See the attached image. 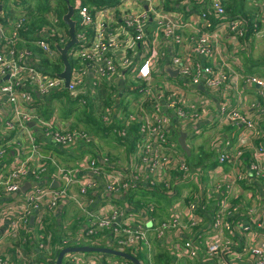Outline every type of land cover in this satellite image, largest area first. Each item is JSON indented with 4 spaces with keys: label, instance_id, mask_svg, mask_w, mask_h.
<instances>
[{
    "label": "built area",
    "instance_id": "2783aa9c",
    "mask_svg": "<svg viewBox=\"0 0 264 264\" xmlns=\"http://www.w3.org/2000/svg\"><path fill=\"white\" fill-rule=\"evenodd\" d=\"M11 1L9 6L18 10L17 13L6 12L0 0V18L4 19V22L0 20V110L7 112L3 117L0 113V161L10 154L13 158L0 177V197L18 193L25 181L30 187L14 201L0 204V215L9 212L13 216L10 237L19 236L22 229H30V233L37 231L38 235L49 219H56L54 213L62 204L69 202L77 210L80 231L72 233L70 238L63 237L61 248L89 245L83 242L94 238L104 241V247L134 256L136 251L146 250L149 264L152 237L165 239L172 232L185 230L188 236L180 245L182 251L187 257L197 259L199 236L204 232L199 230L204 210L199 196L190 199L192 193L181 191L182 209L173 206L167 217L151 219L148 226L135 213L138 210L115 204L112 197H120L142 184L156 187L170 197L179 183L190 185L192 165L179 146L178 137L181 131L187 133L190 126L210 113H214L220 124L242 128L238 144L228 140L220 145L218 164H231L234 168L229 176L208 184L210 193L230 191L239 182L252 187V193V182L264 189L263 145L251 147L247 173L239 167L250 141L264 138V131L247 115L243 99L236 106L234 98L241 85L255 86L257 94L264 98V78L241 73L227 60L216 62L222 58V48H236L241 43L247 30L246 21L242 17H229L222 0H116L114 6L96 9L93 15L92 6L75 0L73 8L83 28L75 33L78 42L67 52L75 64L70 67V79L65 86L57 73L42 71L31 48L19 45L20 32L28 29L30 17L27 5L20 0ZM166 1L176 6L166 9ZM249 2L258 5L256 15L264 19V0ZM55 12L44 13L45 24L34 29L29 34L31 41L24 43L50 60L60 55L56 46L64 47L70 39ZM183 28L192 33L185 35ZM166 67L177 74L171 76ZM126 71L129 76L120 87L127 92L126 100L121 103L115 100L113 104L124 107V116L120 117L123 124L117 130L123 138L129 136L134 126L135 141L130 161L119 167L107 156L98 158L88 150L87 146L95 142L91 131L43 116L35 97L49 98L55 91L65 89L72 97L83 96L78 101L80 105L89 100L100 103L97 87L116 84L115 79ZM89 80L94 81L92 85L88 84ZM258 106V101L249 104L253 109ZM111 113L108 109L104 114L105 125L111 123ZM30 122L36 128L33 134L28 126ZM44 140L71 151L72 155L83 154L73 165L62 166L41 152ZM48 161L54 167L51 172ZM53 181L58 183L57 187L51 186ZM102 198H105L103 202ZM186 198L189 201L184 205ZM144 205L153 214L156 204L148 201ZM257 212L256 221L242 224ZM28 224L31 228H26ZM61 229L64 232L68 229L66 221ZM209 234L206 251L210 255H230L234 259L251 255L256 264H264V203L257 211L255 206L223 199L214 209ZM19 240L24 243L26 239L19 236ZM79 242L82 244H76ZM38 248H43V243H38ZM26 254L20 245H15L12 252L3 253L0 249V264H15L25 260ZM102 255L71 253L63 258L62 264H132L124 258ZM32 256L29 253V259Z\"/></svg>",
    "mask_w": 264,
    "mask_h": 264
},
{
    "label": "crops",
    "instance_id": "0c3cea01",
    "mask_svg": "<svg viewBox=\"0 0 264 264\" xmlns=\"http://www.w3.org/2000/svg\"><path fill=\"white\" fill-rule=\"evenodd\" d=\"M5 7L7 8L6 12H11V13H17L18 10L12 9L11 6H9V4H12L11 0H3ZM25 4L27 5V7L30 5V3H33L34 0H25ZM50 4L52 7L55 6V1L54 0H50ZM172 5V4H171ZM26 7V10H27ZM54 11V10H53ZM251 11L255 12L254 14L256 15V10H254L251 7ZM49 12V11H48ZM55 12V11H54ZM47 13V12H46ZM56 13V12H55ZM183 14H185L182 11ZM257 19L260 21V25H262V23L264 24V19L260 20L258 15H256ZM182 19L185 18V15L183 17H181ZM63 20V19H62ZM45 23H41L38 24L40 28V26H43ZM63 27V26H62ZM261 28V27H260ZM35 29V28H34ZM183 33L185 35H190L192 33V31H190L188 28H183ZM257 34V32H256ZM255 33L253 35H251V37L249 38V40L244 43L242 41V39L240 40V44L238 45V47L236 48H227V46H225L224 48H222V52H221V56L222 58L217 59V63H221V62H229L230 65L232 67H237V70L240 71L241 73H246L243 68L246 66V63L248 61V66H250V60H258V61H262L263 59H261V55L264 54V51L262 52L261 55H259V58H252L250 57V53H251V48H252V39L254 38V36L256 35ZM227 60V61H226ZM264 65V64H263ZM64 68V66H63ZM168 68V67H166ZM165 68V69H166ZM63 70V69H62ZM61 70V71H62ZM262 70L264 71V67L262 68ZM61 71H59L58 73H60ZM57 73V74H58ZM256 74V73H254ZM259 77H262V75L256 74ZM95 75H91L90 78H94ZM129 76V72L126 71L125 73H120V76H118L117 79H115L116 84H112L111 86H107L105 84L103 85H99L97 87V91L99 93V95L101 96V100L100 103H96L100 105V109L103 113H106L108 109L112 110V113L110 115H112L111 118V123H109L108 125L112 126L109 127L111 130H115V133H120V130H117L120 128L121 125V119L120 117L124 116V107H121L122 105H118V104H112V105H103V101L105 98V94L102 92V89L108 90L107 92L110 93L111 97H114L115 100H118L119 103L123 102L124 99L126 100V93L123 90H120V87L122 85V82L124 83V81L126 80V77ZM158 76H161L158 74ZM158 81V78L156 79L155 82ZM92 82H94L93 80H89L88 84L92 85ZM92 91V90H90ZM100 91V92H99ZM235 99H237V103L236 106L239 104L240 100L243 99L244 103L247 104V115L250 116L252 118V120L255 122V125L262 129L264 131V98L260 97L257 92H256V87L255 86H251V87H244V86H238L237 89V94L236 96H234ZM129 99V98H128ZM64 100L59 99L58 97L52 98L51 101H47V104H41V108L43 110H48L47 111V118L50 119H55L57 122H63L65 120H67L63 114L60 115L58 113V111L56 110V105H63ZM253 101H258L259 106L257 107V109H253L251 107H249V104ZM117 102V101H115ZM235 103V102H234ZM235 106V107H236ZM115 107V108H114ZM0 113L2 114L1 117H3L5 114H7L6 110H0ZM77 115V113H76ZM75 115V117H76ZM0 117V119H1ZM77 121V120H76ZM1 124V123H0ZM28 126L30 127V130L33 133H35V127L34 124L31 126L28 124ZM113 127H115L113 129ZM214 129L215 130V134L214 137H212V139L208 142L206 148H202L199 150L198 154H195V149L194 147H192L193 149L190 148V156L191 154L192 156L196 155V160H191L190 164L192 165V175L190 176V178L188 179L189 182H191L190 185L188 186H184V181L182 183H179V185L177 186V190L175 191V194L173 196H170L169 198L171 199V202L169 204L165 203L162 201L161 199V205L158 204L159 201H154L156 203L153 214L150 215L149 211H135V213L138 215V217L140 218V220L142 222H146V225H149V220L154 219V220H160L162 218H165L169 215L171 208L174 206H178L181 202V191L182 192H186L188 195L190 193H192V198L199 196L202 200L204 199L203 203H204V210L201 213L202 215V223L200 224V231H204L203 233H201V236H199L200 238V242H198V258L197 259H192L187 257L181 248V243L183 242L184 238H186L188 236V232L187 231H175L170 233L166 238L165 241L168 244L167 249L172 253V256L174 258L173 264H256L255 259L253 258V256L251 255H245L239 259H234V257L230 256V255H224L222 256L221 254H217L216 256L214 255H210L207 251H206V243L207 240L209 239V230H210V225H211V219H212V215L214 212V209L217 205V203H220V201L224 200H231L232 202H242L244 203V205L246 207H250V206H255L256 210L259 211L262 203H264V189H262L261 184L259 183H255L252 182L253 184V193H252V187H250L249 185H247V183L245 182H239L236 185H234L230 191H219L216 193H210L209 189H208V184L212 181H216V180H220L222 179L225 175L229 176V174L232 172L234 166L231 164H222L219 165L218 161H217V155H218V151L220 148V145H222L225 141H230L232 144H238V137L241 133L242 128L240 126H231V125H225V124H220L218 123V121L216 120V118L214 117V113H210L207 116H204L202 119H200L199 121H197L195 124H193L192 126H190L187 129V133H186V139L189 136L190 140H191V144L192 142H196L197 138L199 136H206V131L207 130H211ZM94 134L95 137V142L93 143V145L87 146L88 150H91L94 154V156L96 157H101V156H107L112 162L116 163L117 166L121 167V165L126 164L130 161L131 158V154L128 153L127 148V141L124 139V137L117 139V143H116V147H118L120 149V151L124 154V156H122L121 158L123 159H117V157L115 156V154H113V151H110V149H103L101 147H99L98 145V141L100 139V136L98 134H95L94 132H92ZM107 135V134H106ZM110 135L108 134L105 137H101L104 139L109 138ZM196 139V140H195ZM42 149L41 152L48 156L50 159H53L54 161H56V163L60 164V162L62 160H69L70 162H75L76 163V159L78 157H80L83 153L79 154L78 157L72 158L74 156H72V154L70 155V157H65L62 153L65 152L66 149H63L61 151V149L58 147V149H60L61 152L52 150L51 148H48L47 144H50L48 141H42ZM258 145H263L264 146V138H259V139H252L250 141V146L247 147L246 151L244 152V154L241 157L240 163H239V167L240 170L242 172H248V163L250 162V149L252 146H258ZM90 147V148H89ZM110 147H114V146H110ZM190 147V146H189ZM132 151V150H131ZM203 151H209L212 152V157L210 159H212V164L211 165H205L203 163H198V159L199 157H203L202 152ZM67 152V151H66ZM68 153H71L68 152ZM11 155H9L8 158H5L4 160L0 161V177L2 176V173H4L6 167H8L11 164V161H13V158H11ZM201 155V156H200ZM22 158V156L20 157ZM65 158V159H64ZM61 159V161H60ZM263 159V165H264V157H262ZM118 161H122L121 163H119ZM195 163V164H194ZM196 168L198 169V171H196ZM186 181V182H188ZM245 181L248 182V178L245 179ZM185 182V183H186ZM26 183V181L24 182V184ZM23 192H21V190L18 192V194L15 196L14 194H10V195H5V196H1L0 197V204H8L12 201L15 200V198L18 197V195H21ZM208 194L210 196H208ZM189 198H186L184 202H182L184 205L189 201ZM97 201L99 202V199H97ZM164 204V209H166V213L165 214H161L160 210L162 209V205ZM172 205V206H171ZM179 208L182 209V205H179ZM157 209H158V213L157 214ZM70 214V215H69ZM77 210L75 208V206L69 202H65L64 204H62V207L60 209H58L55 213H54V217L59 218L60 220L62 219H69V221L73 222V226H74V222L75 219H77ZM12 214L7 212L6 214L4 213L3 215H0V249L1 252H12L14 249V246H21L23 249L25 248V241L28 240V238L31 240V244L33 243L34 245V249H37L35 252L36 253H32L30 249H27V254L25 256V260H19L18 262H16L15 264H26L25 261H31V264H40L42 262L48 263V264H53L58 249H61V244H62V240L63 237L65 238L66 236H68V238L71 237L72 233H77V231L79 230L80 227H75V229L72 228L71 229H67L65 232L63 230H61L62 232H64V234L61 236L60 241L58 240L57 242L54 241L55 243H53V245L50 247L49 252H43L41 249L38 248V245L35 244L36 242V237L38 236L36 234L37 231H35V233H33L31 231L30 233V229H22L19 233V236H23L25 237V241L24 243H21L19 240V236L16 237H10V229H11V223H12ZM259 217V213L257 212L255 214L254 218H246L242 221V224H248L251 221H256V219ZM82 219V218H81ZM83 220V219H82ZM78 221V219H77ZM32 222V221H30ZM34 224V223H31ZM85 224V222H84ZM82 224V225H84ZM66 228V227H65ZM37 229V228H36ZM82 229V228H81ZM24 230V231H23ZM23 231V232H22ZM27 231L28 234L25 232ZM80 231V230H79ZM78 231V232H79ZM34 234V235H33ZM31 235H33V238L31 237ZM28 236V238H27ZM153 237L151 238L152 241ZM84 245V244H82ZM152 248L153 251L151 252V261L149 264H154V255L155 252L157 251L156 247L154 244H152ZM33 249V248H32ZM33 249V250H34ZM235 249H237V247H235ZM29 253L33 254V256L29 259Z\"/></svg>",
    "mask_w": 264,
    "mask_h": 264
},
{
    "label": "trees",
    "instance_id": "16d2710c",
    "mask_svg": "<svg viewBox=\"0 0 264 264\" xmlns=\"http://www.w3.org/2000/svg\"><path fill=\"white\" fill-rule=\"evenodd\" d=\"M20 1L24 4L26 3L25 0H20ZM54 1H55L54 7L51 6L50 0H34L33 3H30V5L27 7V13L30 17L29 22H28V29L26 31L20 32V38L21 39L19 41L20 46H27L34 51V59L38 60L39 67L42 68V71H44V73H48V74H56L63 69L64 64H63V61L61 59V55H59L58 58L50 60L47 57H45L42 53H40V51L38 49H33L30 45H27L28 43H26V44H24V43L26 41H31V39H29L30 38L29 34H32V32L34 31V28L37 29L39 27L38 24H41L43 22L45 23V18L43 16V14L50 11V10H54L57 12V14L60 18V24L67 30V34H68V26L62 20L63 15L67 11V5H66L64 0H54ZM81 1L83 4L92 6V9H91L92 15L96 9H99L101 7H104V6H114L116 4V0H81ZM74 2H75V0H69V3L72 6L75 5ZM222 3L224 5L225 12L229 17H242L246 21L247 30L245 32L244 37L242 38V41L244 43H246L249 40V38L251 37V35H253L254 33L256 34V32L259 31L260 21L257 19L256 15L254 14L255 12L251 11L250 8L245 7L246 0H222ZM175 6L176 5H174V6L171 5L168 1H166L164 4V7L166 9L174 8ZM74 15L76 16V18H74ZM74 15H73V19L76 22L75 33H77L83 27L80 25V19L78 17L76 9H74ZM0 20L2 22H4L3 18H0ZM253 23H256V25L254 26ZM40 27H42V26H40ZM90 32H91L90 28L86 29V33H88V35L90 34ZM66 57H67V60L69 62L70 67H73L75 64V60L69 54H67ZM260 58L263 59V62L258 61L257 59L256 60H250L249 59L250 66H248V64H247L248 61H247L246 66L243 68V70L246 73H257V72H259L261 74V72H262L261 75L264 78V71L262 70V68L264 67V65H263L264 64V54L261 55ZM107 91L108 90L102 89V92L105 94L103 105L106 104V105L110 106L115 102V98L111 97L110 93H108L109 91L108 92ZM55 97H58L61 100L63 99L64 100L62 102L63 105L64 104L68 105L67 108H65V110L63 112V116L65 118H67L71 115L72 112H74V109L77 108V105L79 104L78 101L83 96L78 95L76 97H72L68 93V91L64 89V90L55 91L54 93H52V95H50L49 98L42 99V98L35 97L38 110H39V112L42 113L43 116L47 117L46 115H47L48 110H43L40 105L41 104L46 105L47 101H51L52 98H55ZM79 107H80V111L76 115L77 121L74 123L75 125L76 124L78 125L79 122H83L89 131L94 132L95 134H98L100 137H105L109 134V132L111 131V129L109 127L112 128V126L105 125L103 122L101 123L100 121L97 120V118L94 117L95 111L100 109L99 104H96L93 101L89 100L87 102V104H85L84 106L80 105ZM134 129H135V127L133 126L132 130H130L129 136L124 137V139L127 141V143H126L127 148L126 149L128 150L129 154L131 153V150L134 147V141H135V136H134L135 132L133 131ZM47 146H48V148H51L52 150H55L58 152L62 151V150L60 151V149H58V147L54 144H47ZM62 153L65 157H70V155H71L70 153H68L66 151L65 152L62 151ZM79 154H81V153L72 155V156H74L72 158L78 157ZM202 154H203V157H199L198 163H203L206 166L211 165L212 159H210V158L212 157V152L203 151ZM191 157H192V154H191ZM48 163H49V166H48L49 171L48 172H51V170H53L54 167H50V161H48ZM161 199L163 202H165L167 204H169L171 202V199L165 193H163L162 191H159L158 188H156V187H153V188L152 187H145V185H143V184L137 186L135 190L134 189H128L120 197H112V201L115 204L122 205V206H130L131 208L136 209L138 211H143V210L146 211L147 210L145 208L144 202H148V201L154 202L156 200L161 201ZM104 200H105V198L101 199L102 202ZM202 201H204V199ZM159 205H161V204H159ZM150 215H151V213H150ZM50 222L55 223V225L57 227H59L60 230H62L61 225H62L63 221H61L59 218H56V219L53 218L51 220L49 219L48 223H50ZM78 226H79L78 221H77V219H75L74 226H72V228L75 229V227H78ZM26 228H31V224H28ZM24 230H26V229H24ZM196 230H198V229H196ZM25 232L28 234L27 231H25ZM27 238H28V236H27ZM56 238H57V236H56ZM30 241L31 240L29 238H28V240L25 241V246H24L25 248L24 249L25 250L30 249L32 251V253H36L35 251L37 249H34V245H33V243L31 244ZM59 241H60V238H59ZM83 243H88L91 246H98V247L106 246L104 241H101L99 239L96 240L94 238H90L88 241H85ZM153 243L157 249V251L155 252V255H154V264H173L174 258L172 256V253L167 249L168 244L166 243L165 239H156L155 237H153ZM76 244H82V243L79 242ZM145 251L146 250H143V251L138 250L135 253V256L141 261L142 264H148V260L145 257ZM102 256H111L114 258L122 259L121 257H116L113 255H108V254H104Z\"/></svg>",
    "mask_w": 264,
    "mask_h": 264
},
{
    "label": "rangeland",
    "instance_id": "374dc122",
    "mask_svg": "<svg viewBox=\"0 0 264 264\" xmlns=\"http://www.w3.org/2000/svg\"><path fill=\"white\" fill-rule=\"evenodd\" d=\"M249 3H250L249 0H246V3H245V7L246 8H250L251 9V7H252L254 10L257 9V7H258L257 4H249ZM74 18H76L75 15H74ZM260 27H259V31L257 32V34L252 39V48H251L252 51L250 53V57H252V58H256V57L259 58V55H261L262 52L264 51V24L262 23V25H260ZM233 68L237 70V67H233ZM256 74H259V72H257ZM261 74H262V72H261ZM67 106H68L67 104H64L62 106L58 104V105H56V110L58 111V113L60 115H62L64 110H65V108H67ZM79 106L80 105L78 104L77 108L74 109V112H72L71 115L66 118L67 119V120H65L66 123H68V122L75 123L76 122V117L77 116L75 117V115H76V113H78L80 111V107ZM104 114H106V113H103L101 110H97V111H95V114H94L95 116L94 117L97 118V120L102 123L103 119L105 118ZM121 124H123V123H121ZM78 126L80 128H82V129L88 130L83 122H79ZM205 133H206V136H204L205 134L202 135V136H199L197 138V140L195 139L196 142L195 143L192 142V144H191V140L189 139V137H187V139H186L187 146L188 147L190 146L189 148H191V149H193L192 147H194L195 154H198L200 149L206 148L208 142L212 139V137H214L215 130L214 129L207 130ZM109 135H110V137L107 138V139H104V138L100 137V139L98 141L99 147H101L103 149H108L109 148L110 151H113L112 153L115 154L117 159H123L121 157L124 156V154L120 151V149L118 147H116L117 139H115V138L120 139L122 137V135L120 133H115L113 130H111L109 132ZM110 146H114V147H110ZM89 154H91V153H89ZM84 155H86V152H85ZM188 160L189 161H191V160L195 161L196 160V155L195 156L193 155L192 157H189ZM60 161H61V159H60ZM118 162L121 163L122 161H118ZM60 165H62V166H66V165L67 166H71V165H73V162H70L69 160H67V161L62 160L60 162ZM158 203L160 204V201ZM164 207L165 206L162 205V207H161L162 209L160 210L162 215L166 213V209H164ZM157 214H159L158 213V209H157ZM69 220H70V218L69 219H65V220L62 219L61 221H63V222L66 221L67 225H68V228L72 230L73 222H71ZM63 234H64V232H62L59 229V227H57L55 225V223L50 222L48 225L43 227V230H40V233L36 237L38 242L35 243V244L38 245V243H43V248H41V250L43 252H49L50 247L53 245V243H55L54 241L57 242L59 240V238L61 239V236ZM56 236H57V238H56Z\"/></svg>",
    "mask_w": 264,
    "mask_h": 264
},
{
    "label": "water",
    "instance_id": "95a60500",
    "mask_svg": "<svg viewBox=\"0 0 264 264\" xmlns=\"http://www.w3.org/2000/svg\"><path fill=\"white\" fill-rule=\"evenodd\" d=\"M66 5H67V11L66 13L63 15L62 19L64 21V23L68 26V34H69V41L67 42V44L64 47H59L56 46V49L59 51L60 55H61V59L63 61L64 64V68L63 70L58 73V77L62 78L64 80V85L67 86L69 79H70V65L69 62L67 60V52L69 50V48L76 44L78 42V39L75 35V28H76V22L73 19V15H74V8L73 6L69 3V0H64ZM166 72H168L171 76H175L177 74L176 70H172L171 68H166L165 69ZM200 89H202L201 87H199ZM33 122H30L29 125H33ZM186 133L185 132H180V135L178 137V144L179 146L185 151L187 157L190 156V148L187 146L186 142ZM52 187H57L58 183L56 181H53V183L51 184ZM30 187V184L28 182H26L24 185L21 186L20 190L21 192H25L28 188ZM18 193H15L14 195L16 196ZM33 220V217H30V221ZM78 252H95V253H100V254H108V255H113L116 257H121L124 258L126 260H129L132 264H142L140 262V260L134 256L133 254L126 252V251H122V250H118V249H114V248H110V247H98V246H91V245H71V246H66L61 248L58 253L57 256L53 262V264H62L63 263V258L71 253H78Z\"/></svg>",
    "mask_w": 264,
    "mask_h": 264
}]
</instances>
